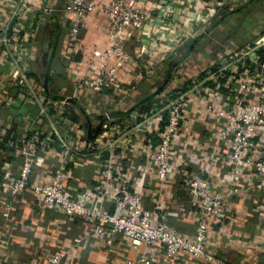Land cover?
<instances>
[{"label":"built area","instance_id":"obj_1","mask_svg":"<svg viewBox=\"0 0 264 264\" xmlns=\"http://www.w3.org/2000/svg\"><path fill=\"white\" fill-rule=\"evenodd\" d=\"M211 1L216 6L189 21L193 30L181 35L176 30L186 16L178 19L172 3L160 14L144 13L143 0H65L58 8L54 0H0V90L9 76H15L12 85L20 92L32 86L30 56L55 13L62 28L63 78L95 130L89 140L73 123L71 140L52 126L58 150L70 157L53 156L42 168L33 143H7L21 163L17 172L7 159L0 164V218L10 220L16 199L27 193L60 234L73 222L82 232L60 247L32 236L26 264H69L85 239L107 252L108 264H228L226 251L238 237L219 232L215 246L214 226L226 224L237 205L264 214V21L252 23L247 41L216 39L204 45L214 33L212 14L240 4ZM93 14L105 19L108 46L95 54L88 73L77 77L71 63L83 53L82 36ZM156 21L166 40L154 47L159 56L152 62L150 42L158 35L145 32ZM197 38L209 60L205 66L181 60L183 52L174 51ZM39 100L44 125L57 103L42 92ZM193 110L204 120L203 135H195L194 127L182 129ZM144 159L148 171L141 169ZM83 165L92 166L90 181ZM180 197L189 201L187 207L176 202ZM159 211L176 215L191 233L180 234ZM131 251L140 256L130 259Z\"/></svg>","mask_w":264,"mask_h":264},{"label":"crops","instance_id":"obj_2","mask_svg":"<svg viewBox=\"0 0 264 264\" xmlns=\"http://www.w3.org/2000/svg\"><path fill=\"white\" fill-rule=\"evenodd\" d=\"M65 0H54V6L58 8ZM242 12L235 13L229 20H224L222 23H215L221 18L220 9L212 14V24L210 28L214 29V33L208 35L204 40V45L216 39L222 41L237 40L247 41L251 33L252 20L248 18H256V16L264 19V0L254 4V7L246 3L247 0H239ZM144 13L158 12L161 14V7L172 3L173 7L178 11L176 17L186 16V21L180 23L176 33L186 35L193 29L189 21L195 18L205 17L208 7L216 6V3L211 0H143ZM257 7V10H255ZM181 18V17H179ZM178 18V19H179ZM61 21L54 13L47 26L41 32L39 38V48L31 54V67L29 77L33 83L31 87H27L25 92H20L12 82H15V76H9L3 79V85L0 90V164L4 159L13 163L14 171L20 168V158H14V154L8 149L9 141H21L24 144L33 143L39 150L36 157L37 168L46 167L50 164L53 156H61L69 159L70 154H66L59 149L58 135L55 134L53 127L58 131L59 136L66 139L75 140L76 135L71 131V125L76 123L80 127L89 140L93 139L95 130H91L87 120V113L84 111L78 98H71L73 88L65 82L64 66L62 62V28ZM250 22V23H248ZM159 21H156L153 28H149L145 34L158 35V38L151 40L150 58L152 62L159 56L154 47L162 41L166 40V36L162 33L158 34ZM201 35H199L200 37ZM84 50L83 53L75 56V62L71 63V70L77 77H83L88 73L91 61L94 60L95 54L103 52L108 46V37L106 31V22L102 16L93 14L90 16L87 23V28L83 33ZM201 39V38H200ZM197 41L191 40L183 45L185 48L181 60H192L200 66H205L209 63L208 57L204 55L201 48L198 47ZM136 45V43L134 42ZM167 50L165 46L163 50ZM182 47L175 49L179 52ZM132 52L137 50L133 45ZM211 49H207L205 54L211 56ZM201 51V53H200ZM119 76L123 79H128L129 75L122 73ZM41 92L57 104L49 117V123L42 124L43 105L40 102ZM147 102L144 100L143 103ZM147 110V104H143L142 111ZM196 110V109H195ZM195 110L189 112L186 123L182 125L184 131L195 128V135H203L206 130L204 128L203 118H199L195 114ZM95 111V110H94ZM116 116V114L112 113ZM100 119V116H99ZM91 137V138H90ZM55 147V148H52ZM83 164V163H82ZM85 170L83 177L90 181L93 170L92 166L83 165ZM141 169L148 171L147 163L144 160L141 162ZM195 169V168H194ZM210 169V167H209ZM1 181V179H0ZM177 203L183 206H188L189 201L180 197ZM38 200L29 194L21 195L16 199L17 207L10 220L0 218V264H26L30 261L31 245L28 240L36 235L40 237L42 243L51 246L68 245L72 237H81L82 232L78 223H67L59 232V226L47 221L51 220V216L38 213L35 209ZM151 203H149L150 205ZM233 217L226 224L215 225L211 231L210 238L213 244L219 245L218 233L234 234L238 238L230 243L229 250L226 254L229 263L233 264H264V214L261 217L252 215L250 210L240 205L232 208ZM165 216L167 224L174 227L182 235H189L191 229L177 223V217L174 214H166L165 211H159ZM92 239L82 241V249L74 251L69 257L71 264H108L109 255L107 252L95 245ZM140 256V251H131L128 257L132 260ZM69 263V264H70ZM228 263V264H229ZM178 264H197L192 261L184 260Z\"/></svg>","mask_w":264,"mask_h":264},{"label":"trees","instance_id":"obj_3","mask_svg":"<svg viewBox=\"0 0 264 264\" xmlns=\"http://www.w3.org/2000/svg\"><path fill=\"white\" fill-rule=\"evenodd\" d=\"M259 2H260V0H247L246 3H248V4H250L251 6L254 7V4L259 3ZM241 6H242L241 4H238V6L236 8H234V9H230V8H223V9H221L220 10L221 11V15H220L221 18L219 20H216L215 23H219L220 24L224 20H226V21L229 20L230 17L232 15H234L235 13L242 12ZM255 10H257V7H255ZM247 20H250V22L252 20V23L253 24L264 21V19H261V17H258V16H256V18H248ZM61 37H62V35H61ZM185 48L186 47H184V48L182 47V49L179 52H184Z\"/></svg>","mask_w":264,"mask_h":264},{"label":"water","instance_id":"obj_4","mask_svg":"<svg viewBox=\"0 0 264 264\" xmlns=\"http://www.w3.org/2000/svg\"><path fill=\"white\" fill-rule=\"evenodd\" d=\"M91 138V137H90Z\"/></svg>","mask_w":264,"mask_h":264}]
</instances>
